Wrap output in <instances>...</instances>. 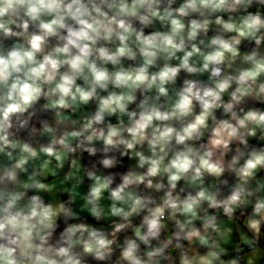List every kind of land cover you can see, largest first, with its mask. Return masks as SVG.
<instances>
[{
  "label": "clouds",
  "instance_id": "9594fccd",
  "mask_svg": "<svg viewBox=\"0 0 264 264\" xmlns=\"http://www.w3.org/2000/svg\"><path fill=\"white\" fill-rule=\"evenodd\" d=\"M0 264H264V0H0Z\"/></svg>",
  "mask_w": 264,
  "mask_h": 264
}]
</instances>
